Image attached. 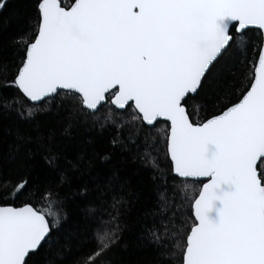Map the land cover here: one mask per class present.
Here are the masks:
<instances>
[{"label":"snow or ice","instance_id":"1","mask_svg":"<svg viewBox=\"0 0 264 264\" xmlns=\"http://www.w3.org/2000/svg\"><path fill=\"white\" fill-rule=\"evenodd\" d=\"M7 8L0 0V126L12 137L0 151V264H36L41 249L48 264L68 253L115 264L134 192L66 227L64 188L84 160L66 159L63 137L82 126L114 133L149 173L140 239L153 264H264V0ZM217 66L232 83L212 96Z\"/></svg>","mask_w":264,"mask_h":264},{"label":"trees","instance_id":"2","mask_svg":"<svg viewBox=\"0 0 264 264\" xmlns=\"http://www.w3.org/2000/svg\"><path fill=\"white\" fill-rule=\"evenodd\" d=\"M70 3L71 0H64ZM30 0H8V8L4 15L9 12L29 10ZM13 31L10 27L8 33H5L4 39ZM2 55L11 59L14 55L12 48H7ZM228 79V70L217 66L209 78L205 81V88L209 95H223L231 85ZM191 110V109H190ZM211 108L201 109L199 115L203 118ZM196 119V116H193ZM8 126L5 122L0 126V151L7 152L12 143L10 135H4L3 128ZM70 135L63 137V143L66 145L65 156L68 161L82 158L84 164L78 170H70L71 180L65 186L63 195L66 200V207L69 213V219L66 227L69 230L85 227V212L97 201H102L105 206H110L113 196L124 193H135L140 203H137L130 216L128 217L129 227L123 235L121 245L115 250V264H153L154 253L152 249L146 246L140 239V224L143 220L142 207L146 202L148 192L150 191L146 177L149 175L142 165L135 160L131 152L115 147L112 144L111 131L101 133L97 128L79 127L70 129ZM57 134L61 135L57 130ZM108 159L105 160L104 157ZM115 178L117 183H109ZM46 249L34 257L36 264H48ZM71 253L67 254V259L63 264H70ZM59 264V261H58Z\"/></svg>","mask_w":264,"mask_h":264}]
</instances>
